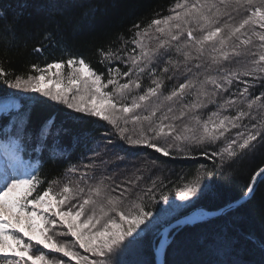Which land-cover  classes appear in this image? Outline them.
Instances as JSON below:
<instances>
[{
  "label": "snow or ice",
  "instance_id": "obj_1",
  "mask_svg": "<svg viewBox=\"0 0 264 264\" xmlns=\"http://www.w3.org/2000/svg\"><path fill=\"white\" fill-rule=\"evenodd\" d=\"M75 7L74 0H0V119L8 144L0 165V264H264V215L259 234L243 223L264 185V162L215 216L196 207L218 181L243 176L245 161L264 158V0H174L130 28L122 17L109 46L96 49L106 82L70 43L100 5ZM37 37L33 53L63 45L67 58L14 68L12 54ZM65 65L71 71L63 79L59 71L48 76ZM31 93L38 95H24ZM81 148L85 171L72 164L63 181L52 179L32 196L42 181L25 160L29 151L49 152L55 162ZM144 148L160 155L133 160ZM196 154L211 167L201 164L178 183L157 175L161 157ZM41 206L53 218L37 217ZM193 209L183 223L217 222L198 240L209 261L186 258L178 215ZM58 221L66 231H53Z\"/></svg>",
  "mask_w": 264,
  "mask_h": 264
},
{
  "label": "trees",
  "instance_id": "obj_2",
  "mask_svg": "<svg viewBox=\"0 0 264 264\" xmlns=\"http://www.w3.org/2000/svg\"><path fill=\"white\" fill-rule=\"evenodd\" d=\"M174 0H74L76 7L73 8L74 12L82 10L81 6H87L88 4H99L101 10L97 12L96 19L91 24H85L83 30L76 34V36L70 41L71 48L75 52L83 53L86 57V62L91 61V67L97 73H104V81L107 79V69L101 63H99L100 57L96 49L100 46H109V39L118 28V21L123 17V26L130 28L133 19H139L141 16L151 13L153 9L163 8L167 9ZM116 6L113 7L112 5ZM166 14V12H165ZM127 35V33H125ZM39 37L28 41L27 48H22L19 51H15L12 54L13 67L16 69H22L26 65L31 63H38L42 67L45 62L54 63L60 58H67L68 53L65 51L63 45L49 46L48 50L42 54H36L31 51L33 46H36ZM116 65L121 67L123 71L126 65L121 64L118 61H114ZM66 66V65H65ZM126 79V78H122ZM147 81H144L146 85ZM170 82L166 81L167 84ZM9 92V89L7 90ZM5 90L0 88V97H3ZM63 107V106H60ZM211 107V106H210ZM50 112L56 115H63V113H57L55 109H49ZM3 120L0 121V132L3 129ZM66 158H60L57 161H51L49 159V152L35 153L29 151V154L25 157L32 161L33 167L40 169L41 183L37 187L36 191L32 193L35 196L37 192H41L45 188L47 183H50L52 179L63 181L64 177L61 175L65 173L68 167L72 164H77L80 171H85L83 165L87 164L89 160L83 159L80 153L86 151L85 149H76L75 151L66 150ZM91 157V154H88ZM159 156L160 154L154 153L151 149H141L138 157H132L133 160L139 159L140 156ZM164 162L161 164L163 171L158 172L161 178L165 179V184H168L169 180L173 183L179 182V177L191 173L199 165L204 164L211 167L212 162L203 155L196 154L193 157H161ZM264 162V158L257 157L253 161H245L243 168L244 173L239 179L235 181H229L227 179L218 181L213 191L201 198L197 203V208H204L207 210H216L229 204L231 201L241 195V191L247 182V177L251 171ZM69 176L78 175L68 174ZM155 178V177H153ZM59 185H54V188ZM170 187L172 185H169ZM264 192V185L257 191L256 198L251 201L243 210V223L245 226L259 234L261 229V217L264 215V201H261V193ZM32 198V197H29ZM186 214V213H185ZM184 215V213H183ZM216 223L214 220L210 223L198 222L194 225H186L181 229L180 238L186 242L188 247V254L186 258L209 261L213 257L200 250L198 240L201 236L207 235L215 231Z\"/></svg>",
  "mask_w": 264,
  "mask_h": 264
},
{
  "label": "rangeland",
  "instance_id": "obj_3",
  "mask_svg": "<svg viewBox=\"0 0 264 264\" xmlns=\"http://www.w3.org/2000/svg\"><path fill=\"white\" fill-rule=\"evenodd\" d=\"M57 71H59V73L61 74V78L63 79L65 76H67V74L71 71V69H69L67 66H65L64 68H62V69H60V70H57V69L54 68V69H52L51 72L48 73V76H49L52 80H55V76L53 75V73H56ZM124 80H125V79H121V82L123 83ZM104 82H106V81H104ZM48 86H49V87H52V86H54V85L51 84V83H49ZM74 87H75V86H74ZM111 88H112V86L109 85L108 88L103 89V90H104V91H108V90H110ZM11 91H13V90L9 89V92H11ZM138 91H139V90H138ZM24 95H38V94H36V93H31V94H24ZM177 123H179V122H177ZM129 127H130V126H129ZM6 159H7V157H6L5 155L2 156V157H1V160H0V162H2V163H0V165H3V164L5 163V160H6ZM135 160H137V159H135ZM58 187H59V186H58ZM58 187H56V188H58ZM56 188H54V191H55ZM29 199H31V198H29ZM177 199H178V198H177ZM72 203H76V202L73 201ZM68 206H69V205L66 203V204H65L60 210H61V211H67V210H68ZM193 210H195V209H193ZM193 210H192V211H193ZM52 211H54V210H50V211H47V212H46V211H45V206H41V207H39L38 209H36L37 217H39V216H41V215H47L49 218H53V217H52V214H51ZM188 212H190V211L182 210V211L179 213L178 217L182 216L183 213L185 214V213H188ZM85 215H87V212L85 213ZM56 219L58 220V218H56ZM80 219H81V221H83L84 217H81ZM37 223H40L43 227H48V225H44L43 222L40 221L39 219L37 220ZM56 230L66 231V229H63V228L60 227L59 221H58V224H57L56 229H53V231H56ZM85 231H86V230H85ZM20 235H21V237L24 239L25 243H27V242H28V238H27V237H24L22 233H21ZM58 239H74V238H70V237H58ZM33 243H35V242H33ZM76 250L79 251L82 255H87V256H89V258H92V257L90 256V254L84 252L83 249H79V248H77ZM49 251H50V250L45 249V253H46V254H47ZM52 255H55V256H58V257H59V256H62L61 253H52ZM9 258H11V257H9ZM68 259H69V258H65L66 261H67ZM72 264H76V262L73 261Z\"/></svg>",
  "mask_w": 264,
  "mask_h": 264
},
{
  "label": "water",
  "instance_id": "obj_4",
  "mask_svg": "<svg viewBox=\"0 0 264 264\" xmlns=\"http://www.w3.org/2000/svg\"><path fill=\"white\" fill-rule=\"evenodd\" d=\"M227 205H228V204H227ZM225 206H226V205H225ZM225 206H224V207H225ZM222 208H223V207H222ZM194 211H195V210H193V211H191V212H188V213H186V214H184V215L178 217V219L181 220V223H180V228H181V229H182L183 227H185L186 225H194L195 223H198V222H193V223H191V224H185V223H183V217L188 216V215H191V214H194ZM208 211L211 212V213H213V216L216 215L215 210H208Z\"/></svg>",
  "mask_w": 264,
  "mask_h": 264
}]
</instances>
